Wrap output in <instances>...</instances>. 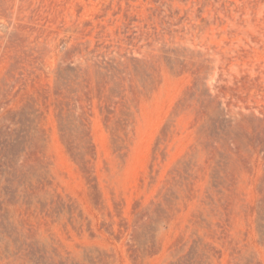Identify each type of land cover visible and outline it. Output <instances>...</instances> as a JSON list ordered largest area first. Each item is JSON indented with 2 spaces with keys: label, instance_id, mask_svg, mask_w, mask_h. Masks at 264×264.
I'll return each instance as SVG.
<instances>
[{
  "label": "rangeland",
  "instance_id": "rangeland-1",
  "mask_svg": "<svg viewBox=\"0 0 264 264\" xmlns=\"http://www.w3.org/2000/svg\"><path fill=\"white\" fill-rule=\"evenodd\" d=\"M0 264H264V0H0Z\"/></svg>",
  "mask_w": 264,
  "mask_h": 264
}]
</instances>
